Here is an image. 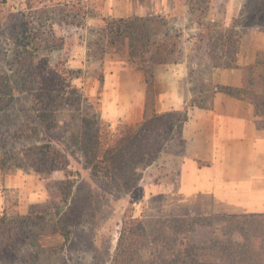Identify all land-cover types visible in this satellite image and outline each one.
<instances>
[{"label":"rangeland","instance_id":"obj_1","mask_svg":"<svg viewBox=\"0 0 264 264\" xmlns=\"http://www.w3.org/2000/svg\"><path fill=\"white\" fill-rule=\"evenodd\" d=\"M148 2L149 16L131 17L140 19L134 25L144 24L148 29L146 37L152 42H159L166 33L178 36L184 50L182 60L190 64L189 73L192 70L189 86H185L193 94L191 100L210 96V63L203 61L206 46L197 40L198 29L188 13L187 0ZM107 3L108 0L0 3V74L15 80L8 68L15 38L24 22L33 17L35 22L43 23V31L50 26L52 34L63 39L50 51L52 44L42 46L45 51L40 56H47L52 65L64 63L66 69L78 72L79 78L72 84L83 95L79 111L60 110L50 123L36 117L31 98L21 91H15L13 101L0 111V264H109L126 210L133 218L172 217V198L157 197L156 187L171 186L175 181V142L169 144L166 155L144 171L140 191L134 195L105 187L101 179L92 175L83 154L74 145V138L80 135L78 114H98L111 124L112 130L118 123H128L127 114L135 103L129 94L138 87L136 82L144 81L140 70L143 65L131 55L136 45V28H123L118 44L108 45L112 38L108 23L118 19L108 16ZM209 18L225 27L234 25L243 34L252 29L264 30V0H210ZM97 43L106 51L100 71L96 59L87 56V44L93 54ZM147 102L149 108L155 106V96ZM42 144L52 145L69 162L72 187L65 202H53L58 188L64 187L59 184L64 181L63 173L56 172L46 179L24 158L25 151ZM218 228L219 224H214L197 233L196 238L205 239L211 230L218 233ZM149 250L141 253L144 260L150 256Z\"/></svg>","mask_w":264,"mask_h":264},{"label":"trees","instance_id":"obj_2","mask_svg":"<svg viewBox=\"0 0 264 264\" xmlns=\"http://www.w3.org/2000/svg\"><path fill=\"white\" fill-rule=\"evenodd\" d=\"M4 2L0 0L1 4ZM209 4L210 0H187L188 13L197 25V40L206 46L203 61L210 63L211 70L237 68L243 32L234 25L225 27L210 19ZM28 19L16 35L15 51L8 64L15 80L12 82L9 76L0 74V111L13 101L15 91H21L31 98L36 117L43 123H50L60 110L74 108L79 111L83 95L72 84L79 76L78 72L66 69L64 63L52 65L47 56H40L45 51L43 47L52 44L53 47L48 48L50 51L63 39L56 38L48 29L50 26L43 31V23L35 22L33 17ZM139 20L128 18L108 23L112 37L108 45L118 44L116 41L123 28H136V45L131 55L143 65L140 70L144 74L146 102L142 120L118 123L112 130L111 124L98 114H78L80 135L74 138V145L83 154L92 175L101 179L105 187L128 195L140 191L144 171L156 163L169 144L175 142L184 146L181 134L188 120V109H207L213 97V86L209 83L210 96L197 97L181 110L157 113L154 104L148 107L147 99L154 96L153 67L180 63L184 50L178 36L167 33L159 42L150 41L144 24L134 25ZM87 48L88 59L95 58L98 70H102L105 47L95 44L93 54H90L92 47L87 44ZM147 63L149 67L145 66ZM221 89L231 93L230 89ZM235 93L248 101L257 127L264 129V52H258L256 63L243 70L242 87ZM25 152L26 161L44 178L49 179L56 172L63 173L64 181L59 184L64 187L58 188L53 202H65L72 187L66 157L50 144ZM214 224H219L218 233L211 230L205 239L196 238L197 233ZM144 250H149L150 254L146 260L141 255ZM109 264H264V213L133 218L128 209L122 217L115 253Z\"/></svg>","mask_w":264,"mask_h":264},{"label":"crops","instance_id":"obj_3","mask_svg":"<svg viewBox=\"0 0 264 264\" xmlns=\"http://www.w3.org/2000/svg\"><path fill=\"white\" fill-rule=\"evenodd\" d=\"M148 3L108 0V16L144 17L150 13ZM258 52H264V30H248L242 36L238 67L211 70L208 83L213 86V97L209 107L188 109L181 134L185 143L175 150V181L171 186L156 187L157 197L172 198L173 217L264 213V129L257 127L248 101L235 93L242 87L243 70L256 63ZM189 65L182 60L153 67L157 113L181 110L191 101L193 94L185 87L189 83ZM140 81L129 94L135 103L127 114L128 123L143 118L146 87ZM221 88L230 89L231 93ZM164 155L165 152L159 158Z\"/></svg>","mask_w":264,"mask_h":264},{"label":"bare ground","instance_id":"obj_4","mask_svg":"<svg viewBox=\"0 0 264 264\" xmlns=\"http://www.w3.org/2000/svg\"><path fill=\"white\" fill-rule=\"evenodd\" d=\"M125 91V90H124Z\"/></svg>","mask_w":264,"mask_h":264}]
</instances>
